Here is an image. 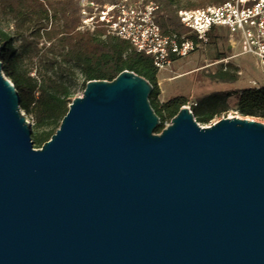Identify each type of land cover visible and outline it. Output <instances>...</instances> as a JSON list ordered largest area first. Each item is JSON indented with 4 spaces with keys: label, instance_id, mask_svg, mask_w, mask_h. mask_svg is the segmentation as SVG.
Masks as SVG:
<instances>
[{
    "label": "water",
    "instance_id": "obj_1",
    "mask_svg": "<svg viewBox=\"0 0 264 264\" xmlns=\"http://www.w3.org/2000/svg\"><path fill=\"white\" fill-rule=\"evenodd\" d=\"M152 91L89 81L36 149L0 61V264H264V124L157 134Z\"/></svg>",
    "mask_w": 264,
    "mask_h": 264
},
{
    "label": "trees",
    "instance_id": "obj_2",
    "mask_svg": "<svg viewBox=\"0 0 264 264\" xmlns=\"http://www.w3.org/2000/svg\"><path fill=\"white\" fill-rule=\"evenodd\" d=\"M83 1L94 3L102 10L105 6L116 5L124 0H0V18L4 14L13 23L19 35L20 52L32 48L38 53L39 39L52 43L51 45L55 44L53 42L55 40L56 45L58 44L63 51L65 72L70 74L73 72V67L79 69L83 79V91L89 81H113L124 71L134 72L149 80L153 85L150 103L161 121L156 133H161L165 129V121H172L181 107L187 105L186 99L176 97L167 103L159 104L160 92L156 84L159 72L153 58L137 52L129 41L108 34L103 23H99L94 30L82 29ZM153 1L159 6L157 22L164 35H186L187 38L199 43L197 37L189 34L188 29L182 25L178 12L182 9L221 5L230 0ZM87 10L91 13L94 9L87 6ZM53 18L60 24L49 28ZM34 27L35 32L27 35L26 31H31ZM222 31L226 30L214 29L208 39L219 35ZM0 46L3 71L18 91L21 108L32 123L34 144L41 148L59 129L74 99L73 94L64 83L49 79L46 85L45 81L40 82L30 72L22 70L20 67L22 57L15 47V42L2 30H0ZM198 109L199 107H196L193 110L195 116Z\"/></svg>",
    "mask_w": 264,
    "mask_h": 264
},
{
    "label": "rangeland",
    "instance_id": "obj_3",
    "mask_svg": "<svg viewBox=\"0 0 264 264\" xmlns=\"http://www.w3.org/2000/svg\"><path fill=\"white\" fill-rule=\"evenodd\" d=\"M59 24L53 18L48 27ZM0 30L15 42L22 57V70L30 72L40 82L45 81L46 85L49 79L64 83L74 98L83 95V79L79 69L73 67L70 74L65 72L63 51L55 40V44L51 45L52 43L39 39L38 53L32 48L20 52L19 35L10 18L4 14L0 18ZM35 30L34 27L31 31H26L27 35L33 34ZM156 84L161 105L176 97L185 98L187 105L197 103L199 109L196 120L202 127L212 126L227 118L247 119L264 124V84L258 62L245 54L239 39L231 38L226 31L200 43L187 58L178 59L170 70L159 72ZM170 124L171 121H165V128ZM34 146L40 149L39 145Z\"/></svg>",
    "mask_w": 264,
    "mask_h": 264
},
{
    "label": "built area",
    "instance_id": "obj_4",
    "mask_svg": "<svg viewBox=\"0 0 264 264\" xmlns=\"http://www.w3.org/2000/svg\"><path fill=\"white\" fill-rule=\"evenodd\" d=\"M82 5V29L94 30L103 23L108 34L129 41L137 52L151 56L158 72L170 70L178 59L187 58L208 40L214 29H225L231 38L239 39L245 54L256 59L264 84V0H230L221 5L180 10V22L199 43L186 35H164L157 22L159 6L153 0H124L102 10L94 3ZM87 6L94 10L90 13ZM186 106L196 120L193 110L197 103Z\"/></svg>",
    "mask_w": 264,
    "mask_h": 264
},
{
    "label": "bare ground",
    "instance_id": "obj_5",
    "mask_svg": "<svg viewBox=\"0 0 264 264\" xmlns=\"http://www.w3.org/2000/svg\"><path fill=\"white\" fill-rule=\"evenodd\" d=\"M23 114H24V111H23ZM28 123H30V122L28 121Z\"/></svg>",
    "mask_w": 264,
    "mask_h": 264
}]
</instances>
